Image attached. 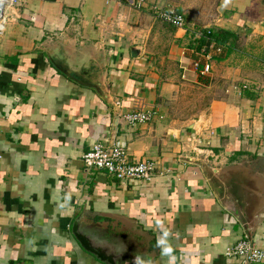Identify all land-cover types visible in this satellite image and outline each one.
<instances>
[{
  "label": "crops",
  "instance_id": "obj_1",
  "mask_svg": "<svg viewBox=\"0 0 264 264\" xmlns=\"http://www.w3.org/2000/svg\"><path fill=\"white\" fill-rule=\"evenodd\" d=\"M154 4L181 14L184 27L155 19ZM205 28L229 30L237 44L229 52L199 44ZM137 102L152 115L127 124L122 116ZM95 142L152 162L150 179L85 167ZM231 183L242 186L236 199L251 242L264 245V0L4 5L0 264H106L75 239L76 219L92 243L122 257L117 264H167L157 222L169 230L175 264H264L226 255L244 228L214 188Z\"/></svg>",
  "mask_w": 264,
  "mask_h": 264
},
{
  "label": "built area",
  "instance_id": "obj_2",
  "mask_svg": "<svg viewBox=\"0 0 264 264\" xmlns=\"http://www.w3.org/2000/svg\"><path fill=\"white\" fill-rule=\"evenodd\" d=\"M17 0H0L5 6L13 5ZM129 5L139 8L143 0H126ZM152 16L175 28L184 27L183 16L172 8H165L160 5L150 7ZM209 59V56H207ZM209 68L208 60L204 64L202 72ZM152 112L146 110L138 102L132 109L123 114V120L130 125L147 122ZM82 161L85 167L96 170H103L117 180H149L154 164L152 162L132 163L128 160L127 148L119 143L105 145L100 142L93 143L90 148L82 155ZM226 255L236 257L242 263L264 262V245H254L244 235L233 245L226 249Z\"/></svg>",
  "mask_w": 264,
  "mask_h": 264
},
{
  "label": "water",
  "instance_id": "obj_3",
  "mask_svg": "<svg viewBox=\"0 0 264 264\" xmlns=\"http://www.w3.org/2000/svg\"><path fill=\"white\" fill-rule=\"evenodd\" d=\"M3 8L4 4L0 2V19L3 18ZM55 67L67 78H70L83 86L94 88L98 91L97 84L92 83L91 81L82 80V77L75 71L71 70L69 67ZM233 181L236 180L233 179ZM237 188L242 189V186L237 185L235 187V185H232L231 183L227 188L223 187L222 184H217L214 188V191L217 195L220 204L235 217V219L244 228V236L251 241V235L249 232L250 218L247 211H245L242 202L236 199V197H244ZM77 221L78 220L76 219L73 223L72 233L75 239L79 242L80 246L85 251L89 252L90 254H93L97 259L102 262H105L106 264H117L118 260L122 257L118 259L116 255L108 252L107 249L99 247L98 245L92 243V240L88 239L87 236L80 231Z\"/></svg>",
  "mask_w": 264,
  "mask_h": 264
},
{
  "label": "trees",
  "instance_id": "obj_4",
  "mask_svg": "<svg viewBox=\"0 0 264 264\" xmlns=\"http://www.w3.org/2000/svg\"><path fill=\"white\" fill-rule=\"evenodd\" d=\"M237 40L238 36L229 30L220 28H205L202 29V35L198 42L199 44H205L206 46L210 43H213L214 48L221 47L229 52Z\"/></svg>",
  "mask_w": 264,
  "mask_h": 264
},
{
  "label": "clouds",
  "instance_id": "obj_5",
  "mask_svg": "<svg viewBox=\"0 0 264 264\" xmlns=\"http://www.w3.org/2000/svg\"><path fill=\"white\" fill-rule=\"evenodd\" d=\"M224 3L226 4L227 0H224ZM157 227L161 229V238L157 240V245L161 246L162 255L167 257V264H175L176 257L173 254L172 247L167 244L166 240L169 230L159 222H157Z\"/></svg>",
  "mask_w": 264,
  "mask_h": 264
},
{
  "label": "rangeland",
  "instance_id": "obj_6",
  "mask_svg": "<svg viewBox=\"0 0 264 264\" xmlns=\"http://www.w3.org/2000/svg\"><path fill=\"white\" fill-rule=\"evenodd\" d=\"M175 11V10H174ZM199 31H202V30H199ZM198 31V32H199ZM201 34H202V32H201ZM243 42H244V39H243ZM246 42H249V41H246ZM235 44H237L236 42L234 43V45ZM242 45V44H245V43H242V41H240V43L238 42V45ZM244 46V45H243ZM205 64V63H204ZM204 64H202V69H203V66H204ZM209 64V63H208ZM197 90H193V91H191V93H193V94H196V95H199L200 97L201 96H203L204 94H206L208 91H204V90H198L197 92H196ZM195 92V93H194ZM185 93V92H184ZM191 107H193V106H191Z\"/></svg>",
  "mask_w": 264,
  "mask_h": 264
}]
</instances>
